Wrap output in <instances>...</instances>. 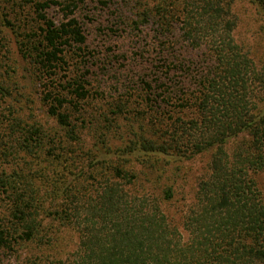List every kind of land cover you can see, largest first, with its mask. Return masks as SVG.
<instances>
[{
  "label": "trees",
  "instance_id": "trees-1",
  "mask_svg": "<svg viewBox=\"0 0 264 264\" xmlns=\"http://www.w3.org/2000/svg\"><path fill=\"white\" fill-rule=\"evenodd\" d=\"M68 2L37 1L39 32L21 49L57 128L13 123L0 136V264L23 246L37 255L21 264H264V64L237 40L234 0H120L114 26L152 43L137 95L150 121L122 126L120 103L91 127L77 116L93 63ZM197 156L204 170L174 215L162 179Z\"/></svg>",
  "mask_w": 264,
  "mask_h": 264
},
{
  "label": "rangeland",
  "instance_id": "rangeland-1",
  "mask_svg": "<svg viewBox=\"0 0 264 264\" xmlns=\"http://www.w3.org/2000/svg\"><path fill=\"white\" fill-rule=\"evenodd\" d=\"M37 1L0 0V136L3 130L7 129L8 132L13 123L27 127L42 125L57 128L55 119L49 114V106L44 101V80L31 69L21 53L29 35L39 32L41 22L35 12ZM65 1L66 4L70 3L69 0ZM77 1V14L87 34L82 54L89 55L93 63L89 64L87 77L91 98L82 103V114H78L77 118H86L85 125L91 127L99 115L116 111L110 105L122 103L126 105L119 119L122 126L149 122V117L145 122L139 119L143 107L137 95L143 87V81L150 77L146 66V60L152 54L149 52L152 48L150 37L147 42L139 43L128 38L124 26H114V13L120 12L117 9L120 0ZM101 1L108 2L109 7ZM233 11L238 19L235 32L237 40L250 52L256 65L261 67L264 64V15L251 0H234ZM51 15L59 18L58 11H53ZM73 51L76 50L69 52V56L73 57ZM62 75L68 77L70 72ZM98 82L102 89L96 92ZM87 135L90 137V134ZM86 144L91 145V142L87 141ZM6 162L8 165L15 163L11 157ZM206 162L205 157L197 156L171 164V169L162 180L167 182L170 177V182L175 184L176 201L179 203L170 208L174 215L177 206L192 199L195 182L202 174ZM260 185L264 188V173L260 177ZM2 208L0 206V215L5 210L3 208L2 211ZM76 243L77 237L69 232L63 235L59 244L69 250ZM20 248L11 254L4 253L3 264H21L28 256L37 255L33 246Z\"/></svg>",
  "mask_w": 264,
  "mask_h": 264
}]
</instances>
